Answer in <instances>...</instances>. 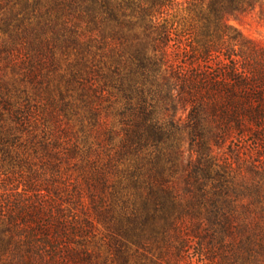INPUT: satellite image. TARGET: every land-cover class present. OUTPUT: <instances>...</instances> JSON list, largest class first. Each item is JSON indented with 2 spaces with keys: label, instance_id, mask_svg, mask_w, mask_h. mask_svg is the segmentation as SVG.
I'll list each match as a JSON object with an SVG mask.
<instances>
[{
  "label": "trees",
  "instance_id": "1",
  "mask_svg": "<svg viewBox=\"0 0 264 264\" xmlns=\"http://www.w3.org/2000/svg\"><path fill=\"white\" fill-rule=\"evenodd\" d=\"M257 4L0 0V148L53 154L66 100L84 136L68 155L89 171L113 264H264V47L227 20ZM5 212L4 264H94Z\"/></svg>",
  "mask_w": 264,
  "mask_h": 264
},
{
  "label": "rangeland",
  "instance_id": "2",
  "mask_svg": "<svg viewBox=\"0 0 264 264\" xmlns=\"http://www.w3.org/2000/svg\"><path fill=\"white\" fill-rule=\"evenodd\" d=\"M227 20L245 36L264 47V0H258L253 11L229 16ZM62 70H66L65 64L62 65ZM65 104L66 100L57 107L59 123H50L52 128L59 127L57 132L62 138L60 148L53 154L47 155L41 151L39 144L32 146L25 138L7 147L10 154H4L0 148V204L7 212L4 221L8 223L13 218L16 222L14 230L26 237L35 234L43 237V232L39 233V229H50V235L58 240L59 246L84 245L92 252L94 264H113L112 255L107 248L109 240L106 230L93 210L88 185L89 171L83 168L79 155H68L69 147L76 143L81 146L84 136L81 123L71 115ZM186 115L182 111L176 113L177 118L185 119ZM111 121L113 120L110 119L109 122L112 123ZM179 143L183 152L182 159L186 160L188 141L185 134L179 137ZM79 196L81 202L78 201ZM41 205L45 206L44 210L40 209L38 212ZM31 213L33 217H30ZM86 217L90 226L87 225ZM57 221L61 223L60 228L53 225ZM35 237L42 241L38 236ZM5 257L0 258V264H4ZM38 264L66 263H62L57 257L49 262V257L46 256Z\"/></svg>",
  "mask_w": 264,
  "mask_h": 264
}]
</instances>
